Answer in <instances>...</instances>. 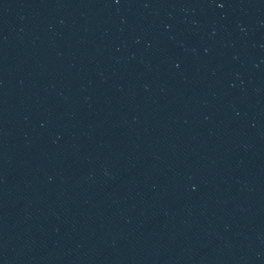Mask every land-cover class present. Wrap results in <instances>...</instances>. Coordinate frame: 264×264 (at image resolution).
I'll return each instance as SVG.
<instances>
[{
	"label": "water",
	"instance_id": "1",
	"mask_svg": "<svg viewBox=\"0 0 264 264\" xmlns=\"http://www.w3.org/2000/svg\"><path fill=\"white\" fill-rule=\"evenodd\" d=\"M0 264H264V0H0Z\"/></svg>",
	"mask_w": 264,
	"mask_h": 264
}]
</instances>
